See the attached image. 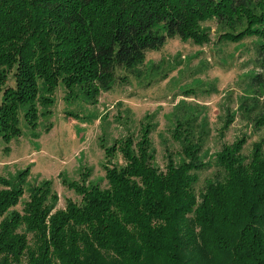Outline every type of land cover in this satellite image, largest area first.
I'll use <instances>...</instances> for the list:
<instances>
[{"label": "trees", "instance_id": "trees-1", "mask_svg": "<svg viewBox=\"0 0 264 264\" xmlns=\"http://www.w3.org/2000/svg\"><path fill=\"white\" fill-rule=\"evenodd\" d=\"M213 18L225 37H260L257 58H264V0H0L3 138L22 134L21 110L35 128L60 82L71 95L97 99L117 69L140 75L148 52L168 39L208 42L201 23ZM251 85L257 93L264 73ZM259 97L239 106L255 131L264 130ZM140 132L102 144L108 157L119 150L123 164L106 166L107 186L89 180L90 171L70 181L81 201L64 208L53 181L28 186L30 166L0 176V264H264V137L249 154L247 134L223 144L215 176L201 187L212 162L198 117L177 120L180 149L168 150L165 168L156 164L149 124Z\"/></svg>", "mask_w": 264, "mask_h": 264}, {"label": "rangeland", "instance_id": "rangeland-1", "mask_svg": "<svg viewBox=\"0 0 264 264\" xmlns=\"http://www.w3.org/2000/svg\"><path fill=\"white\" fill-rule=\"evenodd\" d=\"M201 28L208 31V42L168 39L159 50L148 52L140 75L117 69L112 88L97 99L80 90L71 95L60 82L49 95L51 104L39 107L45 114L35 128L21 110L20 136L7 141L0 130V176L14 177L30 166L28 186L53 181L57 208H64L68 200L81 201L68 184L81 181L84 171H90L89 180L108 185L106 166L122 165L124 159L119 150L106 156L102 144L111 147L129 136L137 140L142 124H149L156 164L165 168L168 150L178 155L180 149L173 133L182 116L198 117L209 131L203 154L212 165L201 173V187L215 176L218 168L213 161L223 144L247 134L243 151L249 154L264 130L255 131L239 106L259 94L263 100L264 86L256 93L251 85L256 73H264V58L258 59L256 51L263 40L255 35L225 37L227 31L214 18L202 22ZM9 83L14 84L12 78ZM229 118L234 119L226 126ZM28 194L26 190L16 209L22 208Z\"/></svg>", "mask_w": 264, "mask_h": 264}]
</instances>
